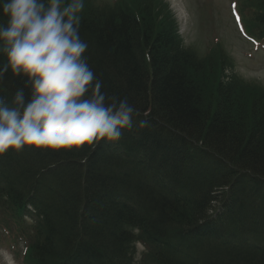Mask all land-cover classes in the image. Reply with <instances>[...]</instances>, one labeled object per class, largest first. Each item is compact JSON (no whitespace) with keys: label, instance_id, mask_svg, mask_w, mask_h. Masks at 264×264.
<instances>
[{"label":"trees","instance_id":"16d2710c","mask_svg":"<svg viewBox=\"0 0 264 264\" xmlns=\"http://www.w3.org/2000/svg\"><path fill=\"white\" fill-rule=\"evenodd\" d=\"M164 10L153 0H84L79 14L102 91L139 110L131 130L116 142L0 154V223L23 231L30 202L38 220L27 234L40 260L75 246L89 264H132L131 224L149 243L143 264H264V238L251 233L264 218V90L244 101L247 86L226 73L225 55L210 86L205 61ZM26 79L6 72L0 97L11 106L23 88L27 102ZM176 176L182 186L170 190Z\"/></svg>","mask_w":264,"mask_h":264},{"label":"clouds","instance_id":"9594fccd","mask_svg":"<svg viewBox=\"0 0 264 264\" xmlns=\"http://www.w3.org/2000/svg\"><path fill=\"white\" fill-rule=\"evenodd\" d=\"M84 0H4L7 26L0 25V52L11 71L26 77L12 105L0 97V154L25 146L58 149L118 141L131 130L139 110L127 97L102 91L84 56L88 45L79 35ZM147 116V113L144 114ZM138 127L148 126L141 119Z\"/></svg>","mask_w":264,"mask_h":264},{"label":"rangeland","instance_id":"374dc122","mask_svg":"<svg viewBox=\"0 0 264 264\" xmlns=\"http://www.w3.org/2000/svg\"><path fill=\"white\" fill-rule=\"evenodd\" d=\"M216 1L215 9L211 10L213 14L209 13L208 16H205L198 8L195 10V5L191 0H153V2L164 5L165 13H172L180 26V36L184 40V45L194 48L198 52L199 58L205 61V75L210 86L211 80L221 75L222 57L225 55L230 63L235 59L236 68L230 69L228 66V69L232 72L234 70L244 86H247L245 93L241 91L240 94L244 97V101L251 104L252 96L256 95L257 89L264 90V56H258L255 59L243 57L241 54L242 42L237 35V27L229 11V5L225 0ZM255 1V4L264 7V0ZM199 13L203 18L201 24L197 22ZM210 23L215 24L217 36H221L223 42L208 52L212 41H214L208 34L210 26L213 25ZM164 144L166 143L164 142ZM167 145L168 148H171L170 144Z\"/></svg>","mask_w":264,"mask_h":264},{"label":"bare ground","instance_id":"6f19581e","mask_svg":"<svg viewBox=\"0 0 264 264\" xmlns=\"http://www.w3.org/2000/svg\"><path fill=\"white\" fill-rule=\"evenodd\" d=\"M156 170H159V169L157 168ZM179 178H180L179 176H176L174 179H172V181H174V184L170 183V184H172L171 186H169L170 190H172L173 188H177V186H182V183L179 182V180H180ZM104 182L107 183L106 181H104ZM253 224L254 225H253L252 228L250 227L249 224L246 225L245 227H247L248 229L251 228V233L253 235H256L258 237L264 238V218H262V219H254L253 220ZM256 236H254V242H255V246H258L259 243H260V240ZM234 238L236 239V237H234Z\"/></svg>","mask_w":264,"mask_h":264}]
</instances>
